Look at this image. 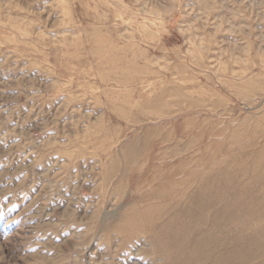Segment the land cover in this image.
Returning <instances> with one entry per match:
<instances>
[{
    "label": "rangeland",
    "instance_id": "obj_1",
    "mask_svg": "<svg viewBox=\"0 0 264 264\" xmlns=\"http://www.w3.org/2000/svg\"><path fill=\"white\" fill-rule=\"evenodd\" d=\"M0 264H264V0H0Z\"/></svg>",
    "mask_w": 264,
    "mask_h": 264
}]
</instances>
